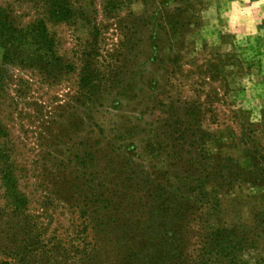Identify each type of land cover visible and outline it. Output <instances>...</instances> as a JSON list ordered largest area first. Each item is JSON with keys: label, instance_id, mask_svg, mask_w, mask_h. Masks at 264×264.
Here are the masks:
<instances>
[{"label": "rangeland", "instance_id": "obj_1", "mask_svg": "<svg viewBox=\"0 0 264 264\" xmlns=\"http://www.w3.org/2000/svg\"><path fill=\"white\" fill-rule=\"evenodd\" d=\"M65 1L0 0L57 59L0 66V264H214L222 228L264 264V20L238 43L244 0Z\"/></svg>", "mask_w": 264, "mask_h": 264}, {"label": "trees", "instance_id": "obj_2", "mask_svg": "<svg viewBox=\"0 0 264 264\" xmlns=\"http://www.w3.org/2000/svg\"><path fill=\"white\" fill-rule=\"evenodd\" d=\"M45 1L48 3L47 15L49 19L53 21H64L69 19L71 10L65 0ZM26 45L29 48L31 46H35L37 49H43L46 55L51 57L53 60H57L53 56L50 39L43 22L39 21L38 23L28 27H19L10 18L4 15L0 9V66L15 64L17 61H21L23 59L21 56L23 52L22 49L25 48ZM253 168H255V165H253ZM200 191L204 192V190ZM191 197L196 201V203H198L202 197L201 192L192 195ZM205 206L206 204L202 203L200 208ZM230 233L231 231L229 229L222 228L217 230L215 237L212 239L210 235H207V233L206 236H204L199 242L204 245V247L201 246L199 248L200 251L204 250V255H214V259L212 260V263L214 264H219L222 260L226 261L227 264H245L244 262L236 259L233 255L243 249L244 246L246 247V239H242L243 242L238 241L237 247L228 251V248H226L223 243ZM227 253H229V257L224 259L223 255H227ZM232 253L234 254L231 255ZM208 263L209 260H205L202 264Z\"/></svg>", "mask_w": 264, "mask_h": 264}, {"label": "crops", "instance_id": "obj_3", "mask_svg": "<svg viewBox=\"0 0 264 264\" xmlns=\"http://www.w3.org/2000/svg\"><path fill=\"white\" fill-rule=\"evenodd\" d=\"M262 0H244L243 11L234 13V16H230L227 21V29L231 33L238 43H244L245 41L255 40L257 37H261L260 23L264 20V13L259 16L258 13L262 12L261 9Z\"/></svg>", "mask_w": 264, "mask_h": 264}]
</instances>
